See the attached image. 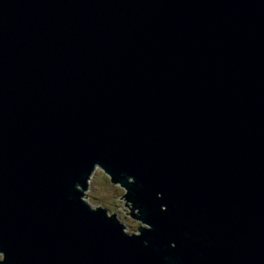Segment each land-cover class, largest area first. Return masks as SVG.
Segmentation results:
<instances>
[{
    "label": "water",
    "instance_id": "obj_1",
    "mask_svg": "<svg viewBox=\"0 0 264 264\" xmlns=\"http://www.w3.org/2000/svg\"><path fill=\"white\" fill-rule=\"evenodd\" d=\"M96 162L152 231L79 201ZM0 250L264 264V0H0Z\"/></svg>",
    "mask_w": 264,
    "mask_h": 264
},
{
    "label": "clouds",
    "instance_id": "obj_2",
    "mask_svg": "<svg viewBox=\"0 0 264 264\" xmlns=\"http://www.w3.org/2000/svg\"><path fill=\"white\" fill-rule=\"evenodd\" d=\"M101 163L96 162L91 166L86 180L83 185L76 183L74 185L79 201L85 204L88 209L93 212H102L106 219L114 220L121 226L122 234L132 238L142 236L141 230L152 231L153 226L144 222L143 214L138 207L140 197L136 194L137 189L133 187L131 190L126 187L121 181L124 174H120V179H116L113 174L107 170ZM108 173L111 175L109 176ZM129 185H135L136 180L133 176L127 177ZM157 199H161L163 194L156 193ZM160 211L166 212L167 206L160 205ZM152 219H155L153 214ZM188 225H185V230ZM198 242H203V237H200ZM143 245H149L148 240L142 241ZM181 244L184 242L181 241ZM171 248H176L174 241H169ZM0 264H14L13 261L7 260V254L4 250H0Z\"/></svg>",
    "mask_w": 264,
    "mask_h": 264
}]
</instances>
